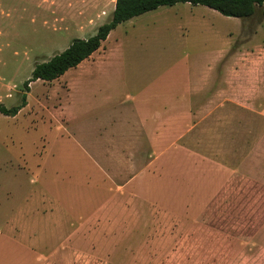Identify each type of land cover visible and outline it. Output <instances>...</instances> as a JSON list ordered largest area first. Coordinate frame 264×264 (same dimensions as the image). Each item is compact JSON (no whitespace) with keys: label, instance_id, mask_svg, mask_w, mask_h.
Wrapping results in <instances>:
<instances>
[{"label":"rangeland","instance_id":"rangeland-1","mask_svg":"<svg viewBox=\"0 0 264 264\" xmlns=\"http://www.w3.org/2000/svg\"><path fill=\"white\" fill-rule=\"evenodd\" d=\"M109 19L57 46H43L53 40L39 19L16 25L23 45L0 46V104L17 105L36 62ZM261 43L258 5L239 18L177 2L118 24L59 78L31 81L27 104L0 113V264H34L33 250L54 246L83 264H137L170 246H250L264 224V116L200 105L237 44Z\"/></svg>","mask_w":264,"mask_h":264},{"label":"crops","instance_id":"crops-1","mask_svg":"<svg viewBox=\"0 0 264 264\" xmlns=\"http://www.w3.org/2000/svg\"><path fill=\"white\" fill-rule=\"evenodd\" d=\"M65 4L64 0H0V46L23 45L15 41L14 36L18 33L14 31L15 26L28 20L37 19H39L42 27L47 30L48 36L50 32L53 40L51 43H47L48 45L43 46H57V44L68 41L72 35H78L92 29L98 25L101 19L111 15L115 0H82L76 8H72L73 3L71 1L67 2V7ZM237 45L229 59L230 61L232 58V62L228 67L229 69H226L227 75L226 77L224 75L221 86L216 87L213 92H209L204 101L201 102L200 108H207L216 102L218 108H249L259 111L260 115L264 116V44L251 45L247 49L249 51L245 52H240L242 48L239 44ZM227 51L224 52L225 54L223 53L220 59L227 55ZM193 108H195V103L177 109ZM158 116L160 114L156 115L155 118ZM145 117L146 115L142 119ZM140 121L138 122L139 125L141 124ZM111 141L113 142L114 139ZM108 150L110 151V149ZM261 155L264 158V150ZM263 184L261 183L263 186L261 189L264 188ZM263 235L264 224L257 229L256 237L250 246L245 248L224 245L170 246L154 249L156 251L152 254L159 256L144 259L139 257L137 264H246L242 260L243 252L249 254V264H264V255L263 257L260 256L264 254V242L260 240ZM42 250H33L38 254L34 264H83L81 257L67 258L65 256L67 253L75 252L68 251L66 247H45ZM108 259L102 264H108ZM87 260L86 264H96L98 258L90 257ZM128 261L129 257H123L121 264Z\"/></svg>","mask_w":264,"mask_h":264},{"label":"trees","instance_id":"trees-1","mask_svg":"<svg viewBox=\"0 0 264 264\" xmlns=\"http://www.w3.org/2000/svg\"><path fill=\"white\" fill-rule=\"evenodd\" d=\"M177 2L204 5L217 10L225 16L239 18L251 16L255 11L256 5H258L264 15V0H115L110 19L99 25L93 35L88 38H73L61 52L44 61L36 62L33 65L30 77L22 83L19 103L11 107L0 104V113L6 116L16 115L27 104L26 96L31 81L38 79L53 81L59 78L68 69L77 66L95 52L106 39L109 32L118 24L134 16L154 10L159 6H171Z\"/></svg>","mask_w":264,"mask_h":264}]
</instances>
